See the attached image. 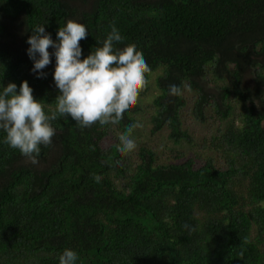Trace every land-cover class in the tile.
Returning <instances> with one entry per match:
<instances>
[{"label": "trees", "instance_id": "1", "mask_svg": "<svg viewBox=\"0 0 264 264\" xmlns=\"http://www.w3.org/2000/svg\"><path fill=\"white\" fill-rule=\"evenodd\" d=\"M69 19L88 29L81 59L115 25L151 82L119 124L52 121L36 164L0 130V264H59L65 248L77 264H264V0H0V86L27 80L54 110L55 49L38 78L27 39Z\"/></svg>", "mask_w": 264, "mask_h": 264}, {"label": "clouds", "instance_id": "2", "mask_svg": "<svg viewBox=\"0 0 264 264\" xmlns=\"http://www.w3.org/2000/svg\"><path fill=\"white\" fill-rule=\"evenodd\" d=\"M87 27L69 19L57 30L53 40L44 25H36L27 39V54L33 60L34 73L43 78L50 63L49 48L55 49L53 79L58 89L54 110L45 111L44 105L33 96L27 80L21 82L19 91L14 82L0 86V130L5 133L3 142L18 150L31 163H38L41 146H50L56 129L52 121L58 117H70L81 129L95 124L101 127L119 124L139 102L140 95L150 84L152 69L135 44L123 49L115 45L123 42L115 25L103 41L89 55L81 59L80 41L86 39ZM169 94L180 97L181 87L169 85ZM139 122L127 126L118 136L117 151L127 156L135 151L137 144L132 138L135 129L142 128ZM100 182V177L95 176ZM185 227H188L186 224ZM78 253L65 248L59 254V264H77Z\"/></svg>", "mask_w": 264, "mask_h": 264}, {"label": "rangeland", "instance_id": "3", "mask_svg": "<svg viewBox=\"0 0 264 264\" xmlns=\"http://www.w3.org/2000/svg\"><path fill=\"white\" fill-rule=\"evenodd\" d=\"M198 125H199V124H198L197 122H194V123H193V125L191 126V129H193V128H196V127H197V128H199V129H200V130H199V131H200L199 133H202V132H203V131H202V128H201L200 126H198ZM193 131H194V129H193ZM201 131H202V132H201ZM202 137H203V136H202ZM202 137H200V138H199V140H197V142H198V143H200V141H201ZM167 143H169V142L167 141Z\"/></svg>", "mask_w": 264, "mask_h": 264}]
</instances>
